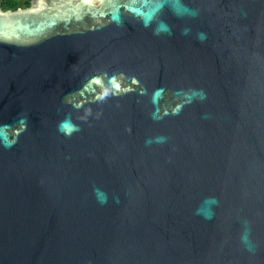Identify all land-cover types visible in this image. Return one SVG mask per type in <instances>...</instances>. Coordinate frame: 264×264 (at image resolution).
Instances as JSON below:
<instances>
[{
  "label": "water",
  "instance_id": "95a60500",
  "mask_svg": "<svg viewBox=\"0 0 264 264\" xmlns=\"http://www.w3.org/2000/svg\"><path fill=\"white\" fill-rule=\"evenodd\" d=\"M0 264H264V0L0 3Z\"/></svg>",
  "mask_w": 264,
  "mask_h": 264
},
{
  "label": "trees",
  "instance_id": "16d2710c",
  "mask_svg": "<svg viewBox=\"0 0 264 264\" xmlns=\"http://www.w3.org/2000/svg\"><path fill=\"white\" fill-rule=\"evenodd\" d=\"M4 10H16L30 6V0H0Z\"/></svg>",
  "mask_w": 264,
  "mask_h": 264
},
{
  "label": "flooded vegetation",
  "instance_id": "af4514ba",
  "mask_svg": "<svg viewBox=\"0 0 264 264\" xmlns=\"http://www.w3.org/2000/svg\"><path fill=\"white\" fill-rule=\"evenodd\" d=\"M31 1V0H30ZM0 3H1V1H0Z\"/></svg>",
  "mask_w": 264,
  "mask_h": 264
}]
</instances>
